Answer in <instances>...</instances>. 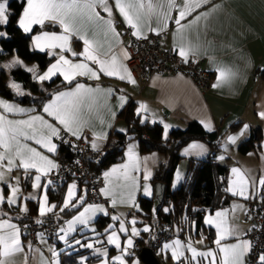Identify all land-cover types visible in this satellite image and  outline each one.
I'll return each mask as SVG.
<instances>
[{"label": "crops", "instance_id": "crops-1", "mask_svg": "<svg viewBox=\"0 0 264 264\" xmlns=\"http://www.w3.org/2000/svg\"><path fill=\"white\" fill-rule=\"evenodd\" d=\"M142 2L145 4V8L142 9L140 13L142 20V30L144 34H147L151 32L149 31L150 27L159 28L162 26L158 22L155 14H149L147 4L151 2L154 6H158L163 3L165 5V10H167V5L166 0H142ZM177 2L182 3L183 0H177ZM25 3L26 0L24 4ZM109 3L113 7L112 21L116 31L120 33L119 39H116L103 24H87V36L100 46L101 52H107L108 49L111 48L112 52H114L120 59V62L128 69V72H130L132 78L135 80V83L132 84L129 83L127 79L121 80L118 77H108L104 76L103 74H100L99 80H90L87 77H78L77 79L80 83H83L86 86H90L94 89L98 88L101 90L98 93L86 94L84 106L82 108V114L83 119L87 121V124L83 128L81 135L83 137L86 136L85 138L88 140V144L91 146L93 132L108 134L109 130L112 128L117 130L124 129L123 123L115 117L117 111L121 108L122 102L119 99L121 96L125 97V101L130 98L134 102L135 114L136 109L140 104L146 105L148 111L142 112L140 116H137L138 120L141 121L142 118H146V122L159 123L161 126L162 136L163 124L160 123V121L168 124L170 129L172 127L184 126L185 121L188 119L195 120L206 132H210L215 129H218L220 132V144L215 158L218 162L227 166V177L224 188L226 189L228 187V179L232 175L230 170L233 167L239 168L249 181L248 199L252 198L254 196L252 193H255V190L259 185V179L264 177V119H261L257 115L258 112L264 111V79L260 80L255 74H253L254 69H260L264 66V0H210L208 5L197 10L198 12H207L212 8L213 5H219V7L216 8V10L213 11L206 20L200 21L198 32L197 26L195 25L189 32V40L192 46L196 49V54L190 56L198 57L200 67L211 74L209 76L208 84L203 91L198 90L188 77L178 72L167 75L151 74L145 81H138L129 68L125 65L123 56V52L125 51L124 43L128 37L132 36V30L125 24L119 12L115 11L114 0H109ZM23 6L16 17V26L17 20L22 13ZM97 10L99 11V8ZM159 10L160 9L156 7V11ZM175 14L176 12L173 10V17ZM195 14L196 13H193V15ZM101 15L107 19L106 13L101 12ZM115 17L119 20V24H116L114 19ZM119 26L121 29L126 28V33L121 32ZM175 29V24L172 21H169L168 30L163 31L165 34L163 45L169 47L172 51L174 48H177L180 43L179 37H174L173 35ZM19 30L23 31L22 29ZM41 31L31 34V48H33L32 36L39 34ZM55 31L59 33L61 30L59 28ZM82 48L83 43L82 41H79V47L76 52L78 53L82 51ZM56 51L58 52L59 50L57 49ZM173 52L176 54L175 51ZM12 55L14 54L7 56ZM53 62L54 59L45 65L41 70H39L38 73L42 74L47 70L49 64ZM218 68L231 70L235 73V75L231 79L223 81L218 87L213 88L212 85L217 83ZM59 78L63 81V77L59 76ZM71 87L74 88L75 84H73ZM8 88L12 90L10 87ZM109 89L112 90L111 95L107 94V90ZM67 90H69L68 85L52 91L49 97L41 103L39 108H35L33 104L19 103L1 95L0 99H3L9 103H13L22 108L36 109L34 112L23 114L5 113L8 119H27L31 115L39 114L43 115L45 120L53 123L52 118L48 117L47 114L42 112V106L51 99L52 94L58 91ZM12 91L15 92L14 90ZM0 113H3L2 108H0ZM113 113H115V116H113ZM235 120H240L239 126L235 130H229L228 125ZM205 124H209L211 130L206 128ZM245 124L249 125L248 130L243 136H239L234 144H229L227 141L228 136L237 135ZM256 126L259 127L261 135L258 152L256 153L253 150H248L245 153H239L235 148L236 143L239 140L247 137ZM37 129L42 131L43 134H47V130L40 129L39 124H37ZM104 141L105 139L96 141L98 145L97 149L102 148ZM24 142L31 147H36L43 154L48 155L49 158L57 164V160L52 156L53 153H47L45 149L41 148L39 145H36L34 141ZM53 142L55 143V139ZM194 143L202 145L203 149L200 150L190 148V145ZM130 144L135 146L134 152L139 159L140 165L139 172L134 174L137 178L136 185L133 186L130 183H126L123 179L117 180L115 177H110L109 181L106 182L103 177V173L109 171L114 166L123 164L127 161L125 154L128 151V146ZM0 151L3 150L0 149ZM207 152L208 146L201 139H192L181 145L178 149L179 159L176 164V166H180V169H178L175 183L179 184V182L182 180L188 159L203 157L207 154ZM249 153H251V155H249ZM220 156H223L224 159H218ZM146 157L148 158L147 160H145ZM159 160L160 155L156 151L140 152L137 149L136 140H128L124 144L121 158L108 164L100 171L101 184L98 186L97 193L101 198V201L84 202L73 213L58 222L55 233L51 239L43 237L41 240L37 235V244L33 245L28 242L27 238L24 237L25 235L21 234L23 251L8 257L7 264H41L42 259L44 264H51L53 260H55L56 264H60L61 259L66 253L77 250L78 248H85L87 250L86 254L99 256L97 260L92 262H86L83 257L82 262H85L86 264H98V262H102V260H104L103 264H105V261H107V264H109V262H114L112 259L114 257L112 252L118 250L119 254L121 255V250L116 249L112 244H108L107 237L110 234L108 232H111L112 230H118V222L123 221L124 227L127 231L120 232L118 230L120 237L119 242L121 246H123L122 243L125 242V239L123 236H121V234L129 233L127 225H129L130 222L136 218H134L132 215H128V211L140 210L137 202L138 197H151L152 194L150 196L144 195L145 184L149 186V189L152 193V185L150 182L151 175L147 181L143 179V176L145 171H148L152 174V170ZM16 162L18 163V161ZM3 163L6 164L7 161L5 160ZM0 171H4L5 173V181L0 182L2 194L5 199L8 195H10V190L6 186L7 183L16 185L15 178L19 177L18 187L20 190L17 194V204L13 205V207H15V213H23L20 211V208L26 207L25 197L32 196L37 198L31 199L35 201L37 205L35 220L41 219V216L38 215V198L45 195L46 189L43 186L38 189L32 188L31 185L33 183V178L36 175L35 171H30L28 179L29 184L26 189L21 187V181L25 177L23 169L14 168L11 173H8L6 169H0ZM44 184H48L45 176L41 179V185ZM70 184L75 183L71 180L66 182L63 198L58 209L63 206V201ZM48 187H51V185ZM105 187H107L109 190L110 195L108 196L101 194L100 190ZM77 192L78 186L76 185V193ZM130 192L135 194V206H131L129 202L120 203L122 198L126 201L128 200ZM227 193L231 195L232 198L225 206L215 208L211 211L205 210L201 216L203 225L205 227L211 228L213 231V237L211 238L210 245H207V239L205 237L202 244L198 243L201 240V236L192 240L183 239L176 235L170 236L169 239L161 241L156 249V253L160 258L168 257L166 264H171L172 262L176 261L171 258V249L169 248L164 250L163 245L165 243L171 244L172 241L177 239L180 240L184 245H187L188 242H191L192 246L195 247L197 251H207L210 248L215 249L216 246L213 244V241L216 239V229L214 226H208L205 224V217L209 214L214 216L215 212L218 210H227L225 217L226 224L228 227L235 230V235L229 237V239L223 241V243H236V236H239L241 240H245L243 238V233L246 223L243 218V214L245 210V204L248 199L245 200L239 195L233 196L231 193ZM113 199L117 201L115 206L112 205ZM48 204L51 205L54 204V202L48 200ZM88 205L101 206L103 207L104 211L97 212L95 215H93L87 225H81L79 223L75 224L73 226L74 230L70 231L65 239L61 240L60 236L64 235V233L61 232V229L67 230V222L72 220L74 216L78 215L79 212L83 211L84 207ZM234 208L235 211H233ZM105 213H108L111 218L115 216L118 217V219L115 220V225L112 222H109L100 230H97L94 223H92V220L98 214ZM9 217L11 216L5 210L0 208V219H8ZM11 222L15 223L20 228L17 222L12 218ZM73 233L74 235L69 238L68 236ZM100 233L102 234L99 235ZM99 237H101V240L96 242L97 238ZM134 238L136 237H133V240ZM89 240H95L94 245L105 248L107 255L105 256L104 253H94L85 246L79 247L80 244H85ZM76 241H80V244H77ZM54 242H56V244ZM29 244H31V249L28 247ZM110 247L114 251H109L108 248ZM33 249L35 251H33ZM53 250H55L57 253L55 258L52 256ZM184 253V256H187L191 259V253L188 252L186 248L184 249ZM83 256H85V254ZM125 259L128 264H131L133 260L138 261V264H142L136 254L126 257ZM198 260H203V258L198 257ZM255 262L256 260L249 264H255ZM78 264H81L80 260H78ZM114 264H117V262H114ZM194 264H197V262H194Z\"/></svg>", "mask_w": 264, "mask_h": 264}, {"label": "snow or ice", "instance_id": "snow-or-ice-1", "mask_svg": "<svg viewBox=\"0 0 264 264\" xmlns=\"http://www.w3.org/2000/svg\"><path fill=\"white\" fill-rule=\"evenodd\" d=\"M210 0H183L182 3H178L177 0H166L167 10L165 5L161 3L158 6H154L151 2L147 4L149 14H155L158 22L162 25L159 28H149V31L154 32L159 36L163 31L168 30L169 21H172L175 26L174 37H179V45L174 48L173 51L181 58L183 63L189 62V56L196 54V49L192 46L189 40V32L193 26H197V32L199 30V23L201 20H206L209 15L219 7V5H213L209 11L198 12V9L208 5ZM115 11L119 12L123 18L125 24L132 30L131 35L138 40H147L148 36L144 34L142 30L141 10L145 8V4L142 0H114ZM156 7L160 10L156 11ZM99 8V11L97 10ZM175 10L176 14L173 17L172 12ZM101 12L107 14L105 19ZM193 13H196L193 15ZM9 0H0V26H7L10 22ZM113 7L110 5L109 0H26L23 6L22 13L17 20V26L22 29L24 33H31L34 31V26H40L43 29L47 22H51L54 25H58L60 32L56 31H41L39 34L32 36L33 48L38 49L40 52H47L49 57L54 58V62L50 63L47 70L42 74L38 73L36 66L26 68L27 72L32 73V78L38 82H44L52 80L55 76L63 77V82L69 86L67 91H58L52 94L51 99L44 103L42 106V112L51 117L53 123L44 119L43 115H31L27 119L12 120L8 119L7 114H23L34 112L36 109H26L19 107L13 103H9L3 99H0V108L3 109V113H0V169H6L8 173H11L14 168L23 169L25 178L29 177L31 170H34L36 175L33 178L32 188L38 189L43 186L48 188L51 181L48 184L41 185V179L47 176L54 169H58L59 165L56 164L48 155L43 154L36 147H31L24 141H34L36 145L45 149L47 153H55L57 150V144L54 143V139L62 140L64 143H68L67 140H63L61 132L69 134L75 137L77 140L82 139L81 133L86 126L87 121L83 119L82 108L86 94L98 93L101 90L86 86L78 81V77H87L90 80H99L100 74L108 77H118L121 80L127 79L129 83L134 84L135 80L132 78L128 69L120 62L118 56L112 52L111 48L107 52H101L100 46L87 36V24L106 26V29L112 33V35L119 39L120 33L116 31L113 21ZM7 33L0 31V39H6ZM73 38L82 41L83 48L80 52L72 50L71 43ZM59 50L58 52L56 50ZM66 53L70 54L72 58H69ZM125 59H128L127 52H123ZM194 62V61H193ZM21 66L23 62L19 59L13 60L7 67L9 69ZM217 83H214L213 88L218 87L223 81L231 79L235 73L231 70H225L224 68L217 69ZM75 84V87L71 86ZM9 87L15 91L16 95L23 96L25 93L21 89V85L15 82L9 84ZM107 94L111 95L112 90H107ZM121 100V107L125 101V97H119ZM147 107L144 104H140L136 109V115L140 116L142 112H147ZM257 115L264 119V111L258 112ZM115 116V113H113ZM146 118L141 119V123H145ZM163 138L167 139L169 125L163 123ZM39 124L40 129H46L47 134H43L42 131L37 129ZM205 127L211 130L209 124H205ZM249 125L245 124L237 135L228 136L227 141L229 144H234L239 136H243L248 130ZM119 131L125 132V129ZM93 140L91 147L93 150H97V140L107 138L106 133L93 132ZM73 147H75L73 145ZM134 145L128 146L126 152L127 161L123 164L114 166L109 171L103 173L105 181H109L110 177H115L117 180L123 179L126 183L136 185L135 173L139 172V159L134 152ZM192 149H203L202 145L192 144ZM187 151V150H186ZM251 155V153H249ZM148 158L146 157L145 160ZM218 159L223 160L224 157L220 156ZM7 161L4 164V161ZM18 161V163L16 162ZM78 163V162H77ZM231 176L228 179V187L226 192L231 193L233 196L239 195L245 200L249 198V181L246 179L245 174L241 169L233 167L231 170ZM151 173L145 171L143 179L147 181ZM234 177V179H233ZM16 185L7 183V188L10 190V195L5 197L2 194V188H0V205L7 203L9 207L17 204V194L19 193V177H16ZM179 179V177H178ZM5 181L4 171H0V182ZM259 184L264 186V177L259 179ZM254 187V185H253ZM101 194L110 195L107 187L102 188ZM152 193L147 184L144 185V195L150 196ZM255 193L253 192L252 195ZM37 199L36 197H25V200ZM135 194L129 193L128 200L121 199L120 203L129 202L131 206L134 204ZM84 201L83 196H77L76 185L70 184L68 186L67 193L65 195L63 206L60 208V212H64L71 205L72 208H76L78 204H82ZM117 201L112 200V205L115 206ZM38 215L43 217L48 213H54V209L57 207L55 204H48L47 194L38 198ZM242 207V206H240ZM21 212L26 213L28 209L26 207L20 208ZM104 209L97 205H88L84 207L83 211H80L78 215L74 216L72 220L68 221L67 230L61 229L64 235L60 236L63 240L70 231H73V226L77 223L81 225H87L93 215L97 212H103ZM167 212L168 209H165ZM193 211H199L193 209ZM235 211V208L233 209ZM227 210H218L215 215L209 214L205 217V224L208 226H214L216 229V239L213 244L215 249H209L207 251H197L192 246L191 242L187 245L181 243L180 240H174L171 244L165 243L163 249H171V258L177 261L178 264H190L189 260L184 257V249L191 253V261H196L197 264H249L246 259L252 252L253 245L249 240H241L239 236H236V243H223V241L229 239V237L235 235V230L228 227L226 224ZM106 214V213H105ZM113 220L118 217L113 216ZM37 223L41 221L37 220ZM130 223L135 225L136 221L133 219ZM26 227V226H25ZM111 227V226H109ZM120 232H126L123 221L120 223ZM144 232H149L150 229L145 226ZM21 229L11 222V217L8 219H0V264H7V258L15 253L23 251V244L21 241ZM38 237L42 240L43 235L38 233ZM140 235V232L136 227H132L131 235L121 246L119 238L116 232H112L107 237L108 244L115 245L117 249L121 250V255L113 257V261L117 264H128L126 257L132 256L133 253L130 249L134 248L133 237ZM203 235L201 234V240L198 243H203ZM80 244V241H76ZM88 248H92V244L86 245ZM31 249V244H29ZM33 251H35L33 249ZM56 251H52V256L55 258ZM104 255H107L105 250ZM198 257H202L203 260H198ZM41 264H44L43 259ZM51 264H56L55 260ZM107 264V261H105ZM131 264H138V261L133 260ZM255 264H264V250H261L256 257Z\"/></svg>", "mask_w": 264, "mask_h": 264}, {"label": "trees", "instance_id": "trees-1", "mask_svg": "<svg viewBox=\"0 0 264 264\" xmlns=\"http://www.w3.org/2000/svg\"><path fill=\"white\" fill-rule=\"evenodd\" d=\"M24 2L25 0H9L10 22L6 27L0 26L7 33L6 39H0V59L4 56L14 54L24 62H33L39 71L54 58L49 57L47 52H40L39 50L31 48L30 36L41 30H58L59 26L47 22L43 29L38 25L34 26V31L31 33L26 34L19 30L15 25V20ZM114 19L116 24H119V20L116 17ZM119 28L121 29L120 26ZM121 32H123V29H121ZM71 47L76 52L79 47V41L73 38ZM66 54L71 57L70 54ZM7 73L11 81L21 85V89L25 95L18 96L6 86L3 79L7 76ZM7 73L0 70V95L19 103L33 104L35 108H39L41 103L49 97L52 91L67 86L59 76H55L52 80L42 83L38 82L32 78V73L27 72L19 66L11 69L8 68ZM253 74L260 80L264 79V66L260 69H254ZM115 117L123 123L126 131L121 132L115 128L109 130L107 138L101 148L102 153L95 160L88 162L90 169L101 171L108 164L119 160L124 144L130 139L136 140L137 149L140 152L156 151L160 155V160L153 168L150 177L151 183L158 181L164 185L162 203L157 210L156 216L153 218L150 217V198L145 197H138L137 199L140 210L128 211V215H132L134 218L136 217L135 224L146 222L150 229L149 232L139 230L140 235L136 239L139 246L150 245L155 234L159 231L167 232L170 236L176 235L183 239L191 240L200 237L202 234L207 239V245H210L213 231L211 228L203 225L201 216L205 210L211 211L215 208L225 206L232 198L224 188L227 177V166L218 162L215 158L220 144L219 130L215 129L206 132L197 121L188 119L185 121L184 126L170 128L167 139H164L161 135V126L159 123L145 121L142 124L138 120L134 112V102L130 98L117 111ZM239 124L240 120H235L228 125V129L235 130ZM130 127H132L131 131L129 130ZM85 137L84 139L88 144V140ZM260 138L259 127L256 126L247 137L236 143L235 148L239 153H245L248 150H253L257 153ZM192 139L203 140L208 146V152L203 157L188 159L182 180L177 186L171 188L170 181L172 173L179 159L178 149L181 145ZM55 143L58 147L52 156L60 161L69 160L72 152L68 143L56 139ZM28 179L29 177L27 179L24 177L21 181V187L23 189L28 187ZM67 181L68 179H64L49 184L51 187L46 189L48 200L54 202L57 207L54 209L55 214L48 213L41 217L40 220L60 222L76 210L65 209L64 212H60V209H58ZM25 203L28 211L20 214L15 213V207H9L7 203L0 205V208L5 210L17 222L21 230L26 224L35 220L37 213L35 201L29 199ZM165 209H168V211L166 212ZM193 209H198L199 211H193ZM109 222L115 225V220L108 213L98 214L92 220L97 230H100ZM73 235L74 233L68 237L70 238ZM121 236H124V234H121ZM54 243L56 244V242ZM157 247L158 245L152 248V252L160 264H166L168 257L160 258L156 253ZM108 250L114 251L111 247ZM86 253L87 250L85 248H78L77 250L66 253L61 259L60 264H78L77 257L84 254V260L86 262H92L99 258V256ZM185 258L189 260L190 264L196 263V261H191L187 256L181 258L182 261ZM177 263L176 261L171 264ZM109 264H114V262H109Z\"/></svg>", "mask_w": 264, "mask_h": 264}, {"label": "built area", "instance_id": "built-area-1", "mask_svg": "<svg viewBox=\"0 0 264 264\" xmlns=\"http://www.w3.org/2000/svg\"><path fill=\"white\" fill-rule=\"evenodd\" d=\"M127 29H123L126 33ZM147 40H138L133 36L126 39L124 49L127 52L128 59L124 58L125 65L133 73L138 81H145L151 74L167 75L171 73H182L188 77L195 87L203 91L209 81V72L202 69L199 65V58L190 56L188 63H183L169 47L163 45L165 34L162 32L157 36L154 32L145 34ZM194 61V62H193ZM63 140L68 141L72 155L67 161L57 160L58 169H54L45 176L49 182L62 181L68 179L73 181L78 187L85 186V202H99L101 198L97 193L98 186L101 184L100 170L94 171L88 167V162L95 160L101 153V149L93 150L84 138L77 140L75 137L61 132ZM63 142L62 140H59ZM73 145L75 147H73ZM78 162V163H77ZM243 218L246 227L243 233L245 240L251 241L253 248L251 254L247 257L249 263L256 260L261 250H264V186L260 184L255 190L252 198L245 204ZM36 220L26 224V238L29 243L36 245V236L38 233L43 237L50 239L57 228L58 222ZM134 238V248L130 251L135 255L140 248ZM167 232L159 231L155 234L153 241L148 247L152 250L161 241L169 239Z\"/></svg>", "mask_w": 264, "mask_h": 264}, {"label": "rangeland", "instance_id": "rangeland-1", "mask_svg": "<svg viewBox=\"0 0 264 264\" xmlns=\"http://www.w3.org/2000/svg\"><path fill=\"white\" fill-rule=\"evenodd\" d=\"M0 31H3L1 28H0ZM15 59H19V58H17L15 55H12V56H5L3 59H0V70H3L4 72H6L7 73V70H8V68L7 67H4L5 65H8L9 63H11L13 60H15ZM20 61H22L21 59H19ZM23 62V67H21V66H19L20 68H22V69H26V68H31V67H33V66H35V64L33 63V62H24V61H22ZM7 76L3 79L4 81H5V84H6V86L7 87H9V84L10 83H12V81L9 79V77H8V73L6 74ZM178 169H180V166H175V169H174V171H173V173H172V177H171V181H170V187L171 188H173V187H175V186H177L178 185V183H175L176 182V177H177V173H178ZM13 185H15V184H13ZM0 188H1V186H0ZM120 221L118 222V230H119V228H120ZM145 226H147V223L146 222H144V223H141V224H135V225H133L132 223H130L129 225H127V227H128V230H129V233L128 234H126V233H124L125 235L123 236L124 237V239H125V241L128 239V237L131 235V229H132V227H136L137 228V230H139V229H143ZM118 230H112L111 232H108V233H112V232H116V234H117V236H118V238H119V241H120V237H119V233H118ZM109 234V235H110ZM99 240H101V237H99V238H97V240H96V242L97 241H99ZM85 242V241H84ZM94 242H95V240H89L88 242H86L85 244L83 243V244H80L79 245V247H83V246H85V247H87L86 245L87 244H92L93 245V247L92 248H89L92 252H94V253H98V254H101V253H104L105 252V248H102V247H100V246H98V245H94ZM124 243H122V245H123ZM115 246V245H114ZM115 248H116V246H115ZM117 249V248H116ZM90 251V252H91ZM113 254V256L114 257H116V256H118V255H120L119 254V252H118V250H116V251H114V252H112ZM84 256L82 255V256H78V260H80V262H81V264H86L85 262H82V258H83ZM113 259V258H112ZM103 261L104 260H102V262H98V264H103Z\"/></svg>", "mask_w": 264, "mask_h": 264}, {"label": "water", "instance_id": "water-1", "mask_svg": "<svg viewBox=\"0 0 264 264\" xmlns=\"http://www.w3.org/2000/svg\"><path fill=\"white\" fill-rule=\"evenodd\" d=\"M132 130V127L129 128ZM152 185V195L150 197V206H149V215L150 217H155L157 214L158 208L161 206L163 193H164V185L161 182L154 181L151 183ZM77 196H83L85 198V186L80 185L78 187ZM85 200L83 201V203ZM82 203V204H83ZM82 204H78L76 208H72L71 205L67 210H75ZM23 235L26 234V227L24 226L21 230ZM137 257L139 258L142 264H160L152 250L148 246L140 247L137 251Z\"/></svg>", "mask_w": 264, "mask_h": 264}]
</instances>
